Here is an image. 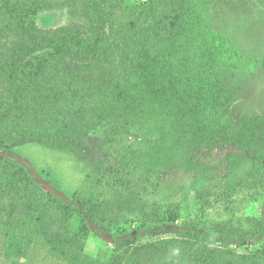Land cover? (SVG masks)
Returning <instances> with one entry per match:
<instances>
[{
    "label": "rangeland",
    "instance_id": "1",
    "mask_svg": "<svg viewBox=\"0 0 264 264\" xmlns=\"http://www.w3.org/2000/svg\"><path fill=\"white\" fill-rule=\"evenodd\" d=\"M40 1L41 5L33 0H0V6L5 4V8L13 4L19 6L17 9L26 8L27 2L33 3L36 12L43 8L33 18L35 23L30 35L29 29L19 24L0 36V138L13 144L11 152L0 162V170L16 174L18 182L27 183L28 179L32 182L26 193L32 197V208L43 213L45 220L40 225L43 231H53L62 245L67 243V250H77L84 260L104 264L134 263L136 249L149 243L165 245L167 249L156 253V257L142 255L141 263L164 264L177 255H201L213 248L220 251L213 255L220 264H264V237L255 246L239 245L241 236L264 230V167H258L252 159L241 157L230 168L220 157L216 159L214 152L206 158H202L200 152L195 161L184 160L176 170L166 171L162 179L154 177L151 168L141 171L145 175L140 179L138 172L127 167L129 182L122 189H119L121 183L113 178L105 177L104 184L96 181L100 177L97 172L103 173L97 168L101 160L105 161L101 165L123 174L126 147L143 150L144 146L152 147L149 144L155 143L158 149L162 148L171 130L182 129L178 124L183 116L190 121V115L196 112L190 118L196 117L198 132L211 133L222 140L239 137L238 123L242 118L264 116V0L195 1L200 10L198 15H203L212 30L222 35L224 48L229 52L225 51L217 67H213V77L219 76V85L227 91L220 92L219 102L208 104L200 112L196 111L191 98L177 95L173 111L169 112L171 129L145 126L154 142L142 137L140 128L132 126L111 137V142L106 141L103 108L106 105L121 108L130 93L128 90L144 73L153 78L160 73L158 80L169 89L177 91L183 87L182 81L170 85L162 73L163 76L165 71L175 73L202 51H188L183 43L176 46V53L164 50L169 49L166 41L171 37L174 16L176 21L182 18L176 15L174 0H97L99 10L107 9L111 14L104 18L109 30L114 27L115 19L120 18L124 23L129 45L120 44L126 46L129 59H122V52L119 56L117 52L105 64H86L78 58L69 60L70 78L63 83H51L53 79L61 81V76L58 77L57 63L51 68L50 63L63 60L60 65L65 66L68 61L43 51L53 46L49 45L51 38L57 40L59 46H70L68 40L58 38L56 31L71 37L77 34L88 40L99 25L96 23L99 14L89 9L95 5V0ZM133 6L140 10L133 11ZM115 27L117 31L118 23ZM145 39L149 40V46L140 60L143 63L146 59V62L131 74L130 60H138V51ZM205 52L206 59L200 63L210 68L214 60ZM27 64L31 65L29 72L35 77L32 81H22V71ZM105 69L108 80L103 76ZM128 72L130 82L126 84ZM20 87L25 90L21 97ZM141 102V111L160 113L154 109L158 100L143 96ZM202 103L201 98L197 100V106ZM27 124L32 130L41 129L44 134L77 144L71 151L61 152L38 144L13 143ZM112 156L117 159V168L112 166ZM197 160L201 162L198 164ZM92 175L94 178L88 179ZM74 201L88 207L92 221L99 223L91 221V224L75 217L67 219L65 212ZM34 225L29 231L40 233ZM143 225L154 230V234L144 236ZM185 225L231 232L236 236L235 244L224 246L183 240L178 233ZM96 226H103L105 231L96 235ZM65 234L78 237V241L70 240ZM1 239L0 235V264H10L4 258ZM44 240L39 237L31 246L28 258L21 262L68 264L65 257L54 255ZM229 254L248 259L241 261L228 257Z\"/></svg>",
    "mask_w": 264,
    "mask_h": 264
},
{
    "label": "trees",
    "instance_id": "2",
    "mask_svg": "<svg viewBox=\"0 0 264 264\" xmlns=\"http://www.w3.org/2000/svg\"><path fill=\"white\" fill-rule=\"evenodd\" d=\"M195 1L198 0H174L176 15L182 16V18L176 21L177 18L174 16L173 24H171V37L166 41L169 49H164L169 50L170 54L176 53V46H180L183 43V48L187 47L188 51L191 49L202 51L199 52L200 55L198 54L195 56L193 61L186 62L184 67L175 70V73L171 74L170 72L165 71L163 76V73L161 72L163 79L170 81V85H174V82L182 81L184 82L183 87L177 91L175 88L169 89L158 80L160 79V77H158V74L160 73H156L154 78L150 75L147 76L144 73L143 76H141V78L136 81L134 85H132L133 87H131V89L129 87L130 90H128V92L130 93L128 97H125L123 100L121 108L114 105H106L103 108L105 116L102 118V122L105 127L104 139L106 141L111 142V137L114 138L116 134H120L123 130L132 126L134 128H140L142 130V134L140 135L150 139L149 142H154L152 139L153 136L150 135V132L145 128V126L147 125L155 129L166 126L168 129H171L170 126H172L173 123H171L169 119V112L173 109L172 104L174 105L177 101V95L191 98V102L194 104V107H197L196 111L200 112L203 111L208 104H215L219 102L217 99L220 92L227 91V89L222 88V86L219 85L221 82L220 77H213V67H217V61L220 60L225 55V51L228 52V50H225L224 48L222 35H219L212 30L209 24L203 19V15H198L200 10L198 6L195 5L197 4ZM34 2H37L38 5H41L42 3L40 0H33V3ZM96 2L97 0H95V5L89 8L92 10L91 12L99 14L96 20V23H99V25L96 26L94 35H91L90 38L87 37L88 40H84L79 38L77 34H74V36L71 37L67 34H61L56 31L55 33L58 38L62 37L65 40H68L70 46H59L57 44V40L53 41L51 38L49 45L53 44V46L46 48L51 50V52L45 51L46 49L43 51V53L45 52L51 55H58L57 57H64V60L68 61L65 66H61L60 63L63 60L50 63L51 60L47 59L50 63V68L57 63L56 70L58 69L59 71L58 77L61 76V81L53 79L51 83L54 81L63 83L64 79L67 80L70 78L69 74L71 73V68L69 66V60L78 58L81 59V62L83 61L86 64H91L92 62L105 64L117 52V56H119L122 52L124 55L122 56V59H129L127 48L122 45H129V39L125 35L126 30L124 28V23L120 18L115 19L116 21L113 22L114 27L109 30L105 26L104 18L110 16L111 14L107 11V9L101 8L99 10ZM199 2L201 3L202 1L200 0ZM33 3L27 2L26 8L20 7L18 9L17 7L19 6L17 4L10 6L6 5V8L4 7L5 4L1 5L0 36H2L6 30L17 27L19 24H21L23 28L26 26L24 29H29L28 35H30L29 33L32 32L30 29L31 27L33 29V25L35 23V19L33 18H36L37 14L43 11V8H39L36 12V8ZM44 6L46 7V5ZM131 9L136 12L137 10H140L137 6H133ZM150 11L152 12L151 9ZM20 12L22 13L21 15L19 14ZM91 12L90 14H92ZM117 23L118 29L116 31L117 27H115V25H117ZM118 30H121V33H119ZM54 43L56 44L54 45ZM112 43L115 45L112 46ZM171 44L173 45L171 46ZM148 46L149 40L145 39V41L142 42V48L138 51V60L135 58L130 60L132 65V70L130 71L131 74H134L133 72L136 71L140 65L146 62V59H144L143 63H141L140 59L144 57L143 54L146 52ZM77 48H79V52ZM164 50L160 52L163 53ZM205 51H208L212 55V60H214V62L209 64L210 68H206L202 63H200L202 62V59H206ZM43 53L40 56H43ZM36 57L39 58L38 56ZM30 66L31 65L27 64L26 67L23 68L22 81H32L35 79L33 74L29 72ZM107 74L108 71L105 69L103 76L108 80L109 77L106 76ZM125 75V83L128 84L130 82L129 72ZM74 77L77 76L74 75ZM106 81H104L105 86L107 85ZM64 87L66 86L64 85ZM24 94L25 90L20 87L19 96L21 97ZM143 96H149L152 100H158L159 104H157L154 109L157 108L156 110H159L160 113H153V110L149 111L146 108L145 109L147 111H141L140 108L142 106L141 101ZM200 98L204 104L202 103L200 106H197V100ZM161 106L162 108L159 109ZM196 114L197 113L195 112L193 115ZM193 115L191 114L190 117ZM190 117V121L186 120L185 116L181 118V123L178 124V126L182 127V129L171 130L172 134L171 136L168 134L165 139L166 143L162 144V148L158 149L156 147L157 144L155 143L149 144L151 146L153 145L152 147L148 145L144 146L145 148L143 150H133L132 146L126 147L124 149L125 156L123 155V166L125 167L123 169V174L114 172L117 170H111L110 166L107 168L101 165L105 162H102L101 160L99 164H97L98 167H96L103 173L97 172L100 177L96 179V181L104 184L105 177L108 179L113 178L116 179L117 182L121 183L119 185V189H122L126 187L129 182L127 177L129 172L126 170L127 167L138 172V177H140V179H143L142 177L145 175H143L141 171L150 168L151 171H153L152 173L155 175L154 177L162 179V176L165 175L166 171L170 169L176 170L180 167L181 162L184 160L187 163L189 160L195 161V157L198 156V153L200 152L202 153V158H206L210 155V153L214 152L215 158L218 159L220 157L221 160L225 161V165L230 168L234 166L235 162L241 157L249 160L252 159L257 166L260 165L261 167H264V116L256 115L253 117L242 118L238 123L239 137H228L224 140L217 138L211 133L202 132V134H200L198 132L199 130L195 127V124L197 123L196 117H193V120ZM173 140L174 144H171ZM5 141L6 140L4 138H0V162L3 161L2 159L4 156L11 152L13 145L6 143ZM12 142L19 145L38 144L48 149H54L61 152L71 151L77 144V142H65L60 138L44 134L41 129L32 130L29 127V124L26 125L23 132L16 136ZM183 148L185 151H183ZM137 154H139V160L135 157ZM117 155L119 156V154ZM110 160L112 161V166H116L115 168H117L118 162L117 159H115V156H112ZM199 162L201 161L197 160L198 164ZM99 165L101 166L99 167ZM96 167L95 171H98L96 170ZM93 176L94 175L89 176L88 179L94 178ZM17 178L16 174H13L12 172L9 173L4 170H0V235L3 237L1 242L3 244L2 249L4 258H6L10 264H24L21 260H26L28 258L31 246L35 244L39 237L40 239H45L44 241L51 247V251L54 255L58 253L59 256L65 257L68 264H104L98 260H84L83 257L77 253V250H67V243L65 246L62 245L60 241L57 240V235L53 231L50 233L44 232V228H41L40 226L45 220L43 218V213H39L37 210L32 208V197L26 193L29 192L32 182L30 183L29 179L27 183L26 181L23 182V180L18 182ZM92 181L95 180L93 179ZM65 216L69 220L75 217L91 224L92 222L93 224L99 223L98 221H92L93 215H91L90 209L80 205L77 201H74L69 207H67ZM91 224L89 227H91ZM33 225L41 232H30L29 230L32 229ZM142 228L145 232L144 236L148 237L154 234V230H151L149 227L143 225L141 226V229ZM96 229H98L96 235H99L101 231H105L103 226H96ZM85 230L86 229H84V231ZM84 231L82 232L84 233ZM178 236L183 240L211 243L212 245L221 244L224 246L234 245V238L236 237L233 233L224 230H208L198 226L187 225L179 228ZM65 237L74 242L75 240L78 241V237L74 238L73 236H67L66 234ZM263 237V229L253 233H248L241 236L239 245L255 246L261 243ZM162 246L163 248H161ZM162 249L166 251L167 248L165 245L161 244L160 246L158 244L154 245L151 243L145 244L136 249L135 257H133L135 260L132 261L134 263L127 264H145L140 262L139 258L142 255L146 254V257H156V253H160ZM216 253H220V251L209 248V251L205 254H193L190 256L187 255V253L184 256L177 255L173 257V259L170 258L171 260H169V262H165L164 264H220L219 261L213 259V255ZM233 256L235 259H239L241 261H246L248 259L246 256L237 257L234 254H229L228 257Z\"/></svg>",
    "mask_w": 264,
    "mask_h": 264
}]
</instances>
